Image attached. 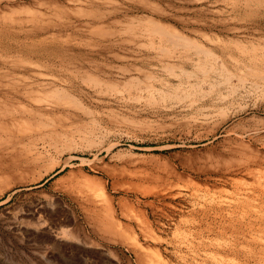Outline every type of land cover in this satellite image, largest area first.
Here are the masks:
<instances>
[{
  "label": "rangeland",
  "instance_id": "374dc122",
  "mask_svg": "<svg viewBox=\"0 0 264 264\" xmlns=\"http://www.w3.org/2000/svg\"><path fill=\"white\" fill-rule=\"evenodd\" d=\"M251 1L0 0V82L19 88L0 101L18 108L0 123V264H264V171L242 168L264 166L262 86L242 100L257 132L209 136L178 85L194 48L167 36L261 74Z\"/></svg>",
  "mask_w": 264,
  "mask_h": 264
},
{
  "label": "bare ground",
  "instance_id": "6f19581e",
  "mask_svg": "<svg viewBox=\"0 0 264 264\" xmlns=\"http://www.w3.org/2000/svg\"><path fill=\"white\" fill-rule=\"evenodd\" d=\"M253 1V0H252ZM251 1V2H252ZM257 1V0H256ZM258 2V1H257ZM257 2H255V3H257ZM259 2H260V0H259ZM258 2V3H259ZM262 2V1H261ZM264 2H262L261 4H263ZM149 23V22H148ZM157 24V23H156ZM155 24V25H156ZM153 25V24H152ZM151 25V26H152ZM159 26H160V24H159ZM162 26V25H161ZM148 27V26H147ZM155 27V26H154ZM151 28H153V27H151ZM154 29V28H153ZM157 29H159L158 28V25H157ZM162 29V28H161ZM151 30V29H150ZM160 30V29H159ZM154 31V30H153ZM157 31V30H156ZM156 31H154V32H156ZM161 31V30H160ZM162 31H163V29H162ZM152 32V31H151ZM168 32V31H167ZM156 33H159V31L158 32H156ZM164 34H168V33H165L164 32ZM171 34V36H169ZM170 34H168L167 36L168 37H170L172 40L170 41V42H174L177 46H181V47H183L184 48V52H189V49H192L193 50V48H194V52H191L192 53V55H195V56H190V58H189V56H185L187 59H190L191 61H193V64H191L192 65V67L191 68H193V66H194V68H193V70L192 69H190L191 71H189V70H181V68H180V70H181V72H182V75H181V77L183 78H180L181 80H179V84L178 83H176V84H178V85H180V87H182L181 85H184L185 84V86L184 87H186V89H187V91H188V93H190V94H188V95H191V93H193V95L195 94V92H196V94L192 97V95H191V97H192V99H191V102H195V104H196V106H195V111H196V114H197V116H199L200 118H202V120H204V122H205V124L204 125H206V123H208V124H213L214 125V131L209 135V136H215V135H217L218 133H219V131L227 124V123H229V122H231L233 119H235V118H237L239 121H237L236 122V124H233V125H231V126H229V127H227V128H224L223 130H224V132L228 135V138H229V140L230 141H233V142H236V141H239V140H243L244 138H245V136H247V135H250V133L251 132H257L258 130H257V128H254V127H249L248 125H246L245 123H244V121H247V120H245L244 118H243V116L246 114V112L249 110V109H254V110H259V107H260V104H259V102H255V104H254V106L253 107H249L248 105H246V103L245 104H242V100H245L246 99V97L249 95H251L250 93H252V91H254L256 88L257 89H259V90H261V87H259V85L260 86H262V91L264 92V71H260V70H258L259 72H262L261 74H259L258 72H257V74H256V72H252L253 70H251V73H252V75L250 74V73H248V72H245L247 69H245L244 71H243V69L241 70V69H239V68H237V67H235L236 66V64L233 66V67H235V68H232V69H228L229 68V66H226V62H228V61H224V60H221L220 58V62L218 61V62H216V60H214V59H212V57L215 55L214 53H212V51L213 50H209V49H205V48H202V46H200L198 43L196 44L195 42L196 41H194V39L192 40V38L191 39H188L187 38V36H185V35H183V34H176V33H174L173 32V34H172V32L170 31ZM160 35V34H159ZM183 35V36H182ZM165 36V35H164ZM170 38H166L165 37V39L167 40H170ZM190 38V37H189ZM163 40V39H162ZM168 43H169V41H168ZM174 44V45H175ZM170 45H171V43H170ZM170 45L168 46L169 48H170ZM172 45H173V43H172ZM160 47V46H159ZM172 47V46H171ZM174 47V46H173ZM172 47V48H173ZM176 47V46H175ZM180 47V48H181ZM179 48V49H180ZM262 48H264V46L262 47ZM160 49V48H159ZM159 49H158V51H159ZM162 49H163V47H162ZM160 50V51H162L163 52V54H164V52L166 51L165 49H167V48H165V49H163V50ZM176 49V48H175ZM165 50V51H164ZM168 50V49H167ZM181 50H182V48H181ZM180 50V51H181ZM159 51V52H160ZM174 51V50H173ZM183 51V50H182ZM242 51H244V50H242ZM167 52L168 51H166V54H167ZM170 52H171V50H170ZM170 52H169V54H170ZM174 53V52H173ZM180 53V52H179ZM222 53V52H221ZM263 53H264V50H263ZM262 53V54H263ZM165 54V55H166ZM169 54H167V55H169ZM185 54V53H184ZM224 54V53H223ZM226 54V53H225ZM228 54V53H227ZM261 54V55H262ZM164 55V56H165ZM172 55V54H171ZM174 55H175V53H174ZM178 55V54H177ZM161 56V55H160ZM159 56V57H160ZM163 56V58H165V57H167V56H165L164 57ZM170 56V55H169ZM169 56L167 57V58H169ZM176 56V55H175ZM179 56H181V54L179 55ZM179 56H178V58H179ZM216 56V55H215ZM218 57L220 56V55H217ZM225 56V55H224ZM253 56V55H252ZM255 56V55H254ZM263 56V55H262ZM223 57V56H222ZM228 57H230V59H231V54H230V56H228ZM177 58V56H176V60L178 59ZM223 58H226V57H223ZM233 58V57H232ZM249 58V63H251L250 61H252L253 59H254V61H256V59L255 58H253V57H251V58H253L252 60H251V58L250 57H248ZM248 58H246L247 60H248ZM257 58V57H256ZM169 59H171V57L169 58ZM217 59V58H216ZM235 59V57L233 58V60ZM172 60V59H171ZM181 61H182V59H180ZM203 60L204 61H206L205 63H203ZM227 60V59H226ZM239 60V59H238ZM159 61V60H158ZM253 61V62H254ZM178 62H180V61H178ZM232 62V61H231ZM252 62V63H253ZM258 62H260V60L259 61H257V63ZM232 63H234V62H232ZM249 63H247V65L249 64ZM251 63V64H252ZM257 63H255L256 65H257ZM166 64V63H165ZM185 64V63H184ZM238 64V63H237ZM240 64V63H239ZM259 64V63H258ZM263 64V63H262ZM168 65V62H167V64H166V67H169L170 66V64H169V66H167ZM182 65V64H181ZM246 65V66H247ZM253 65H254V63H253ZM177 66V65H176ZM175 66V67H176ZM263 66V65H262ZM166 67H164V68H166ZM179 67V66H178ZM181 67V66H180ZM247 67H249V66H247ZM172 68V65L170 66V69ZM242 68V67H241ZM250 68V67H249ZM263 68V67H262ZM254 69H255V67H254ZM257 69V68H256ZM261 69V68H260ZM264 69V68H263ZM167 70H169V68L167 69ZM170 71V70H169ZM172 71V70H171ZM33 72V71H32ZM173 72V71H172ZM250 72V71H249ZM34 73H35V71H34ZM40 73V72H39ZM175 73V72H174ZM38 74V73H37ZM36 74V75H37ZM177 74V73H176ZM175 74V75H176ZM177 76V75H176ZM178 76H180V75H178ZM177 76V77H178ZM30 77V76H29ZM32 77V76H31ZM37 77V76H36ZM26 78V77H25ZM17 79V78H16ZM26 79H29V78H26ZM33 80V79H32ZM36 81V80H35ZM12 82V81H11ZM1 84H3V82H0ZM6 84V83H5ZM28 84V83H27ZM9 85V84H8ZM23 85H25L26 86V84H23ZM22 85V86H23ZM28 85H30V84H28ZM21 86V87H22ZM31 86V85H30ZM29 86V87H30ZM0 87H1V85H0ZM2 87H4V88H6V89H9L11 92H10V97H2L1 99L2 100H0V101H2V102H4L5 103V101L6 100H8V101H6L7 103L8 102H11V103H13V101L15 100L14 98L15 97H11L12 95L11 94H13L14 92H19L18 91V87H17V85H15V84H13V85H9V86H4V84H3V86ZM20 87V86H19ZM27 87V86H26ZM26 87H24V89L26 88ZM173 87H179V86H173ZM259 87V88H258ZM33 88V87H32ZM39 88V87H38ZM176 89V88H175ZM174 89V90H175ZM182 89H185V88H183L182 87ZM36 90V89H35ZM34 90V91H35ZM21 91V90H20ZM24 91V90H23ZM33 91V90H32ZM52 91V90H51ZM51 91H50V93H51ZM58 90H56L55 92H57ZM182 91H184V90H182ZM25 92H27V91H25ZM254 92H256V91H254ZM54 93V92H53ZM4 94H6V93H4ZM16 94V93H15ZM15 94H14V96H15ZM18 94H20V96H21V94L22 93H18ZM183 94V93H182ZM264 94V93H263ZM2 95V94H1ZM25 95V94H24ZM33 95V94H32ZM57 95H59L58 93H57ZM51 96V95H50ZM26 98H27V96H25ZM37 97V96H36ZM61 97V96H60ZM60 97H58V98H60ZM182 97V96H181ZM190 97V96H189ZM13 98V99H12ZM17 98H18V96H17ZM16 98V99H17ZM24 98V97H23ZM38 98V97H37ZM187 98V97H186ZM262 98H264V95H263V97ZM10 99H11V101H10ZM33 99V98H32ZM13 100V101H12ZM21 100V99H20ZM34 100V99H33ZM188 100V99H187ZM23 101V100H22ZM16 103H17V100L15 101ZM14 102V103H15ZM26 102V101H25ZM187 102H189V101H187ZM190 102V103H191ZM197 102V103H196ZM4 103H0V109H2V111H1V113H3L4 112V108H6L7 106H5V104ZM11 103H10V105H11ZM20 103V102H19ZM244 103V102H243ZM263 103H264V101L262 100V105H263ZM3 104H4V106H3ZM192 104V103H191ZM190 104V105H191ZM2 105V106H1ZM10 105H9V107L7 108V113L4 115L5 116V118H2V117H4V116H2L1 114H0V116H2V117H0L1 118V121L2 122H0L1 123V125H2V123H4L3 121H8V120H12L13 118H12V116H7V114L8 115H12L13 114V117L15 116L14 115V112H15V110H17V109H14V112L13 111H11V110H9V109H11V107H10ZM25 105V104H24ZM27 105V104H26ZM3 107V108H2ZM13 107V106H12ZM14 108V107H13ZM23 109V108H22ZM11 112H13L12 114H11ZM17 112V111H16ZM23 112V111H22ZM26 112V111H25ZM20 113V116L19 117H23V114L24 113H21L20 111L18 112V114ZM21 117V118H22ZM24 118V117H23ZM22 118V119H23ZM200 118H198L197 117V119H200ZM16 119H18V116H16ZM202 120H200V121H202ZM242 120H244V121H242ZM14 121V120H13ZM16 121V120H15ZM203 122V123H204ZM207 124V125H208ZM7 125V124H6ZM13 125V124H12ZM2 129V127H0V130ZM6 129V128H5ZM2 130H4V129H2ZM1 132V131H0ZM229 144H231V142H229ZM229 146H231V145H229ZM228 146V147H229ZM229 149V148H228ZM230 149H231V147H230ZM228 150V151H231V150ZM232 152V151H231ZM233 153V152H232ZM227 154V153H226ZM235 154V153H234ZM224 155V154H223ZM230 156V155H229ZM234 156V155H233ZM231 157V156H230ZM38 159V158H37ZM30 161V160H29ZM29 161L27 162H25V163H29ZM237 162V161H236ZM242 162V161H241ZM264 163V162H263ZM243 164V163H242ZM255 164H257V162L255 163ZM23 165V164H22ZM29 165H31V164H28V166ZM27 166V165H26ZM241 166V165H240ZM22 168H23V166H21ZM32 167V166H31ZM18 168V167H17ZM242 168L244 169V172L246 171V172H248V173H253V172H255V171H257V174H260V173H258V172H261L262 173V171H264L263 169H264V166H263V168H262V166H260L259 164H257V165H254V163H252L251 162V160L250 161H248V159H247V161H245L244 162V165L242 166ZM19 169H20V166H19ZM21 170H23V169H21ZM25 170V169H24ZM28 170V169H27ZM243 173V172H242ZM254 174H256V172L254 173Z\"/></svg>",
  "mask_w": 264,
  "mask_h": 264
}]
</instances>
